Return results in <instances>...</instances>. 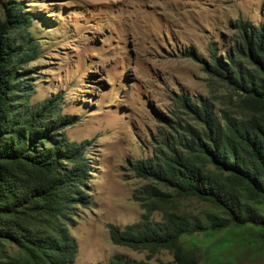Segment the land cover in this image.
<instances>
[{"label":"trees","instance_id":"trees-1","mask_svg":"<svg viewBox=\"0 0 264 264\" xmlns=\"http://www.w3.org/2000/svg\"><path fill=\"white\" fill-rule=\"evenodd\" d=\"M24 9L15 1L0 14V264H71L79 245L70 228L93 201V144L68 137L80 119L61 112L60 94L28 103L32 84L22 66L32 54L15 36L33 23ZM239 29L224 56L212 48L208 68L231 91L226 107L180 96L190 119L169 120L152 156L135 164L145 180L134 192L143 213L125 226L108 224L114 244L150 258L169 250L176 264H200V233L215 253L231 244L221 232L250 231L247 242L264 240V23L241 21ZM188 198L215 210L187 212ZM156 211L162 220L153 218ZM98 264L151 263L116 255Z\"/></svg>","mask_w":264,"mask_h":264},{"label":"rangeland","instance_id":"rangeland-1","mask_svg":"<svg viewBox=\"0 0 264 264\" xmlns=\"http://www.w3.org/2000/svg\"><path fill=\"white\" fill-rule=\"evenodd\" d=\"M15 1L33 16L32 25L15 32L32 54L22 66L32 84L28 103L60 94L61 112L80 119L66 129L68 137L93 144V201L79 208L70 228L79 245L71 264L116 255L176 264L169 250L150 258L146 250L114 244L108 224L141 218L134 192L145 180L134 166L152 156L169 120L190 119L180 96L226 107L231 91L209 71L212 48L222 57L239 40L241 21L263 24L264 0H0V14ZM182 208L196 215L215 210L197 198L183 200ZM250 234L221 232L231 244L215 253L200 233V264H264V240L247 242Z\"/></svg>","mask_w":264,"mask_h":264}]
</instances>
